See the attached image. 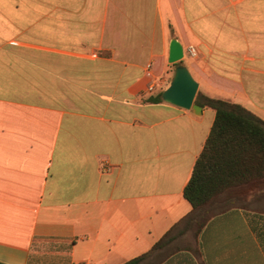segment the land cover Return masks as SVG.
<instances>
[{"label": "crops", "instance_id": "crops-1", "mask_svg": "<svg viewBox=\"0 0 264 264\" xmlns=\"http://www.w3.org/2000/svg\"><path fill=\"white\" fill-rule=\"evenodd\" d=\"M172 39L264 122V0H0V263L122 264L190 213L214 111L150 101ZM182 229L141 264H264V189Z\"/></svg>", "mask_w": 264, "mask_h": 264}, {"label": "trees", "instance_id": "trees-1", "mask_svg": "<svg viewBox=\"0 0 264 264\" xmlns=\"http://www.w3.org/2000/svg\"><path fill=\"white\" fill-rule=\"evenodd\" d=\"M150 101L161 99L158 96ZM195 103L212 109L214 121L182 191L191 211L149 252L122 264H141L170 241V234L176 228L185 229L193 224L198 232L213 211L230 206L238 197L264 189V122L235 103L204 96H198Z\"/></svg>", "mask_w": 264, "mask_h": 264}, {"label": "water", "instance_id": "water-1", "mask_svg": "<svg viewBox=\"0 0 264 264\" xmlns=\"http://www.w3.org/2000/svg\"><path fill=\"white\" fill-rule=\"evenodd\" d=\"M183 58L181 45L172 39L169 43L168 62L178 63ZM197 83L187 68L179 65L174 68L169 86L161 93V100L180 109L189 110L195 116L201 113V106L195 103Z\"/></svg>", "mask_w": 264, "mask_h": 264}, {"label": "built area", "instance_id": "built-area-1", "mask_svg": "<svg viewBox=\"0 0 264 264\" xmlns=\"http://www.w3.org/2000/svg\"><path fill=\"white\" fill-rule=\"evenodd\" d=\"M187 52H188V54H189L190 56H194V50H193L191 47H189V48L187 49ZM148 90H149V91L152 90V87L149 86V87H148Z\"/></svg>", "mask_w": 264, "mask_h": 264}, {"label": "rangeland", "instance_id": "rangeland-1", "mask_svg": "<svg viewBox=\"0 0 264 264\" xmlns=\"http://www.w3.org/2000/svg\"><path fill=\"white\" fill-rule=\"evenodd\" d=\"M218 209V208H217Z\"/></svg>", "mask_w": 264, "mask_h": 264}]
</instances>
